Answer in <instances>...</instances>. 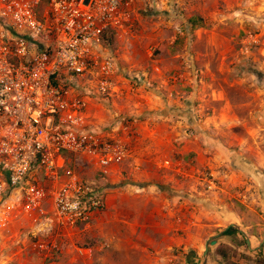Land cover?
I'll return each mask as SVG.
<instances>
[{
	"label": "rangeland",
	"instance_id": "374dc122",
	"mask_svg": "<svg viewBox=\"0 0 264 264\" xmlns=\"http://www.w3.org/2000/svg\"><path fill=\"white\" fill-rule=\"evenodd\" d=\"M195 17L203 26L192 29L187 20ZM112 33L97 55L112 59L116 91L94 98L87 115L96 125L130 120L155 138L154 151L105 178L95 165L74 166L84 180L107 189L105 204L73 244L91 248V258L78 259L72 244L55 258L187 264L192 255L201 264L208 243L206 264H263L264 0H133L129 21ZM89 87L95 93L96 84ZM165 159L168 169L160 165ZM250 213L263 217L257 239L243 231L250 247L239 234L217 236L229 223L243 230L236 216ZM168 219L177 239L165 254L150 243L145 254L131 248L134 240L169 229ZM31 230L23 210L0 220V264L39 263L27 248ZM115 244L121 253H113Z\"/></svg>",
	"mask_w": 264,
	"mask_h": 264
},
{
	"label": "built area",
	"instance_id": "2783aa9c",
	"mask_svg": "<svg viewBox=\"0 0 264 264\" xmlns=\"http://www.w3.org/2000/svg\"><path fill=\"white\" fill-rule=\"evenodd\" d=\"M132 1L0 0V220L15 210L33 216L27 248L38 264L53 262L68 234L104 206L103 191L80 178L75 162L107 175L130 156L132 122L96 125L87 110L116 91L114 63L97 53L102 35L129 21Z\"/></svg>",
	"mask_w": 264,
	"mask_h": 264
},
{
	"label": "crops",
	"instance_id": "0c3cea01",
	"mask_svg": "<svg viewBox=\"0 0 264 264\" xmlns=\"http://www.w3.org/2000/svg\"><path fill=\"white\" fill-rule=\"evenodd\" d=\"M91 103V102H90ZM90 113V111L88 112L87 110V114ZM141 125V124H140ZM143 128V127H141ZM136 136L134 137V139L131 142V153L130 156L125 159V161L123 163H121L120 165L117 166H113L109 169V172L107 175H103L101 173L100 168L96 165V164H91L90 165H95L97 167V171L98 173H101V176L103 178H105L106 176H108L110 173H116L119 169V167L124 164L127 160L131 159L134 162L135 161H143V157L148 153H152L153 150V142H154V137L149 134L150 136H146L145 132H140V130H138V132L136 131ZM76 164V162H75ZM74 164V166H75ZM80 176V174H79ZM80 178L83 181L84 180L81 176ZM88 182V181H86ZM94 184L93 182H89ZM95 185V184H94ZM98 191H103L104 194V204H105V194L107 193V189L105 187H97ZM167 206V200L166 203L164 202L163 207L165 208ZM260 210L264 213V208L262 206V208H260ZM166 214L172 215L171 211H167ZM165 214V215H166ZM251 214V213H250ZM252 216H244L243 218H240L239 216H236V219L239 220V223L242 227V231H245L251 238L257 239V237H259L263 231V227L262 225L259 223V221L261 220V222L263 221V217L262 216H256L251 214ZM33 216L30 214L28 215V219L29 221H31L32 224V229H34L33 227H35V223L33 222ZM232 221V220H230ZM233 222V221H232ZM167 225L170 227L169 229H162V234L160 236L154 237L153 239H145L142 240H134L131 244L134 251H136L137 254H145L147 252V244L150 243L152 245H155V253L157 254H165L166 252H164L165 249H169L171 248V241L177 239V237L174 234V230H177V227L174 228V222L172 220L168 219V223ZM236 225V224H235ZM86 226V225H85ZM83 226H81L78 230L73 231L71 234H68V237L66 238V241L64 242L66 245L67 244H72V246H76L73 245L75 243V241L77 239L80 238V233L83 230ZM241 229V228H240ZM239 232V231H238ZM245 234V233H244ZM246 235V234H245ZM159 240V241H157ZM250 242V241H249ZM117 245V244H115ZM260 245V244H259ZM113 249H117V250H112L113 253L117 252V253H121L123 251V248H120L119 245L116 246V248ZM62 251H64L62 254L65 255V253L68 251L67 246L64 247L62 246ZM69 252V251H68ZM61 254V255H62ZM60 255V254H59ZM73 261L76 259V257L74 256ZM154 259V258H153ZM153 259L150 258V260L147 261V264H158V261H153ZM195 259V258H193ZM58 258L53 259V262H51L50 264H61L60 262H58ZM160 260H162V258H160ZM146 261V260H145ZM197 261V260H196ZM198 262V261H197ZM199 264V263H198Z\"/></svg>",
	"mask_w": 264,
	"mask_h": 264
},
{
	"label": "water",
	"instance_id": "95a60500",
	"mask_svg": "<svg viewBox=\"0 0 264 264\" xmlns=\"http://www.w3.org/2000/svg\"><path fill=\"white\" fill-rule=\"evenodd\" d=\"M229 228H235L237 231H239L241 233V235L244 237L247 246L250 247V242H249V239L247 238V236L244 234V232L237 225H235L233 223H229L227 226H225L223 229H221L220 232L217 234V236H222ZM217 236L213 237V240L210 241L209 245H214L216 243L215 238ZM263 243H264V240L262 243H260L259 246H261ZM204 249H205V251L203 253L201 264H206V254L208 252V243L205 244ZM186 263L187 264H198V262L195 259H193L192 255L186 259Z\"/></svg>",
	"mask_w": 264,
	"mask_h": 264
},
{
	"label": "trees",
	"instance_id": "16d2710c",
	"mask_svg": "<svg viewBox=\"0 0 264 264\" xmlns=\"http://www.w3.org/2000/svg\"><path fill=\"white\" fill-rule=\"evenodd\" d=\"M202 21L203 20L201 18H197V17L189 18L187 20L188 24L191 26L192 29L202 27L203 26ZM107 34H113V33L110 32V31L105 32L104 35H102L101 39H105ZM236 233H237V230L235 228H229L222 236H229V235H233V234H236ZM262 263L264 264V261Z\"/></svg>",
	"mask_w": 264,
	"mask_h": 264
},
{
	"label": "flooded vegetation",
	"instance_id": "af4514ba",
	"mask_svg": "<svg viewBox=\"0 0 264 264\" xmlns=\"http://www.w3.org/2000/svg\"><path fill=\"white\" fill-rule=\"evenodd\" d=\"M236 234H239V235H241V233L240 232H238L237 231V233ZM234 235V234H233ZM242 236V235H241ZM243 237V236H242ZM244 238V237H243ZM245 240V239H244ZM245 244H246V241H245ZM247 245V244H246ZM198 262H199V260H197Z\"/></svg>",
	"mask_w": 264,
	"mask_h": 264
}]
</instances>
